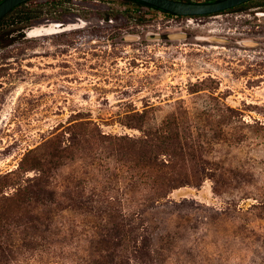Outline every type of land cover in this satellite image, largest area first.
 Returning a JSON list of instances; mask_svg holds the SVG:
<instances>
[{
	"label": "rangeland",
	"instance_id": "obj_1",
	"mask_svg": "<svg viewBox=\"0 0 264 264\" xmlns=\"http://www.w3.org/2000/svg\"><path fill=\"white\" fill-rule=\"evenodd\" d=\"M61 3L69 23L48 7L26 29L32 37L13 32L19 39L0 47V223L31 238L63 235L55 254L23 247L16 264H89L91 240L109 223L125 234L119 264H264V1L212 16L151 11L121 27L87 25L92 9ZM211 36L228 42L200 39ZM172 116L202 146L190 167L225 172L219 193L208 177L157 200L144 170L97 148L100 134L144 138ZM34 159L49 175L42 202L55 188L60 205L37 206L17 228L5 199L40 178ZM36 216L42 227L25 223Z\"/></svg>",
	"mask_w": 264,
	"mask_h": 264
},
{
	"label": "trees",
	"instance_id": "obj_2",
	"mask_svg": "<svg viewBox=\"0 0 264 264\" xmlns=\"http://www.w3.org/2000/svg\"><path fill=\"white\" fill-rule=\"evenodd\" d=\"M3 0H0V3ZM62 1H74V0H30L22 3L14 8L0 21V47L5 46L8 43L15 42L19 37L26 36V29L32 27L35 21L40 20L46 14V8L50 7L52 10L51 16L53 17L54 10L60 11L61 17H53L59 22L69 23L70 20L66 19L68 15L72 14L71 11L59 9V4ZM85 7L92 9L90 13H86L84 20L87 25L96 26H108V27H121L126 25L129 21L130 15L137 19H142L148 12H161L172 17L176 16L172 13L160 10L146 3L137 0H119L125 4L132 6L127 13H121L115 11L113 8L104 6L105 0H79ZM99 1L100 3L96 2ZM186 2H214L218 0H182ZM257 0H252L248 3L239 5L237 7L222 11L217 14H222L250 4ZM264 1V0H263ZM19 11V16L15 18L8 25L4 24L6 19L12 14ZM212 16V15H207ZM80 15L73 18L75 21H80ZM13 32L20 33L21 35H14ZM175 116L165 121L160 127L154 130L146 132L144 138H111L104 134H100L98 137L97 148H109L112 150L114 156L126 157L127 163H134V170L141 168L145 171V177L150 181L149 191L156 195L157 200L167 198L168 195L175 189L183 186H199L206 178L215 180V193H219L225 186V172L217 173L216 171L207 172L205 169H196L190 167L196 161V156L192 152L197 147H202L201 144H196L194 139L190 136H183L180 130V126L177 123ZM69 148H64V152H69ZM84 152L85 149H83ZM60 148H56L52 154L49 164L52 165L60 158ZM33 170L40 172V178L32 180L28 185L22 187L13 196V198H6L8 210L20 214L21 217L17 220V228L21 227L23 220L22 216L30 211H34L39 205H57L59 206L58 198L62 195L57 192L55 188L49 190V197L47 201L49 203L42 202V187L46 186L48 181L44 178H48L47 170L37 159L31 162ZM51 177V175H50ZM50 180V178H49ZM9 201V202H8ZM42 218L33 217L25 223L37 222L42 227ZM107 221V220H106ZM16 223V222H15ZM9 223H0V264H16L19 257L23 253V247L32 248L34 246L43 247L49 246L53 253H56L57 246L63 243L62 233L54 232L50 237L43 238L42 234L37 236L27 237L19 235L17 232H13L12 227L9 229ZM40 226H32L34 229L39 230ZM120 225L115 223H109L102 225L97 234L91 240L89 246V264H119L117 262V253L123 249L122 232L119 230ZM4 230L7 234H2ZM12 232V234H9ZM37 234V233H36ZM47 242L44 244V242ZM48 240H50L48 242ZM119 250V251H118ZM97 256L99 258H97ZM16 261V262H15Z\"/></svg>",
	"mask_w": 264,
	"mask_h": 264
},
{
	"label": "water",
	"instance_id": "obj_3",
	"mask_svg": "<svg viewBox=\"0 0 264 264\" xmlns=\"http://www.w3.org/2000/svg\"><path fill=\"white\" fill-rule=\"evenodd\" d=\"M30 0H3L0 3V21L10 13L14 8L21 5L22 3ZM148 5H151L160 10L172 13L176 16L196 17V16H207L226 11L228 9L237 7L239 5L248 3L252 0H218L214 2H186L182 0H137ZM172 37L183 39L187 37L186 33L173 34ZM128 39H137V36H128ZM161 34H154L152 39H161ZM207 41H214L219 43H227L228 40L222 37H203ZM243 45L251 46L255 45L252 41H243Z\"/></svg>",
	"mask_w": 264,
	"mask_h": 264
},
{
	"label": "flooded vegetation",
	"instance_id": "obj_4",
	"mask_svg": "<svg viewBox=\"0 0 264 264\" xmlns=\"http://www.w3.org/2000/svg\"><path fill=\"white\" fill-rule=\"evenodd\" d=\"M183 17H186V16H183ZM56 24H59V23H56ZM62 24H63V23H61V25H62ZM51 25H52V24H51ZM63 26H64V24H63ZM30 29H34V27H33V26L30 27L29 30H30ZM29 30H28V31H29ZM28 31H27V32L25 31L26 36H29ZM29 37H32V36H29Z\"/></svg>",
	"mask_w": 264,
	"mask_h": 264
},
{
	"label": "bare ground",
	"instance_id": "obj_5",
	"mask_svg": "<svg viewBox=\"0 0 264 264\" xmlns=\"http://www.w3.org/2000/svg\"><path fill=\"white\" fill-rule=\"evenodd\" d=\"M54 26V25H53ZM57 26V25H56Z\"/></svg>",
	"mask_w": 264,
	"mask_h": 264
}]
</instances>
